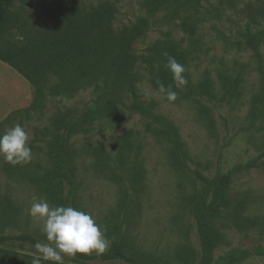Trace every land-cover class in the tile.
I'll return each mask as SVG.
<instances>
[{
	"label": "rangeland",
	"instance_id": "1",
	"mask_svg": "<svg viewBox=\"0 0 264 264\" xmlns=\"http://www.w3.org/2000/svg\"><path fill=\"white\" fill-rule=\"evenodd\" d=\"M103 1L117 9L115 29L147 19V32L134 45L141 74L137 100L171 122L180 143L147 129L144 118L130 109L132 98L117 107L122 117L114 123L84 125L91 89L71 98L55 96L49 88L54 76L36 69L43 60L40 50L50 41V27L65 21L73 7ZM154 3L158 8L152 10ZM263 3L15 0L0 32V51L20 69L34 72V79H47V87L42 108L26 111L35 93L31 85V100L8 111L19 96L21 81L0 62V134L16 124L23 126L33 157L15 167L0 157V237L12 238L0 242V264H32L35 244L47 242L41 222L29 215L34 196L54 206L67 199L90 213L111 244L117 242L138 264H202L194 209L204 185L196 173L224 177L226 183L223 211L228 215L209 222L220 241L210 264H264V41L258 60L243 38L261 28L257 13ZM161 41H172L186 54L188 87L181 88L172 103L161 100L151 85L156 67L150 51ZM3 109L8 112L2 117ZM71 115L74 119L62 132V120ZM58 133H63L67 180L49 156V143ZM21 235L35 243L15 239ZM94 255L99 254H88ZM63 264L125 263L77 262L65 256Z\"/></svg>",
	"mask_w": 264,
	"mask_h": 264
},
{
	"label": "trees",
	"instance_id": "2",
	"mask_svg": "<svg viewBox=\"0 0 264 264\" xmlns=\"http://www.w3.org/2000/svg\"><path fill=\"white\" fill-rule=\"evenodd\" d=\"M14 1L0 0V32L5 29L6 12L14 4ZM175 1L179 3V0ZM152 6L153 8H151ZM152 6L148 7V10L158 8L156 3ZM71 11L73 12L69 17L65 16V18L68 17L65 21H58L59 25L55 24L54 27H50V41L40 50L43 60L36 69L41 72V75L50 72L51 76H54L52 81L54 84L49 87L52 94L71 98L79 90L90 88L93 98L85 112L87 122L84 125L86 126H91L94 122H103L105 125L114 123L122 117V113L117 107L125 106V100L132 98L130 109L144 118L147 129L153 131L157 137L174 139L179 142L177 130L171 122L155 114L151 106H145L137 100L136 83L141 79V74L139 57L134 51V45L145 36L148 28L147 19L137 18L134 23L115 29L114 20L117 9L107 1L84 9L73 7ZM257 15L258 21L261 22V28H258L254 34L250 31L246 32L243 38L248 48L253 50L257 59L260 60L259 47L264 41V3L258 9ZM150 52L156 67L151 78L153 89L159 95L158 87L160 83H163L166 87L172 85L173 91L180 92L181 88L175 87L172 73L165 67L167 63L165 53L175 57L185 67V52L172 41L157 42ZM10 58V55L0 51V61L15 69L35 90L32 103L26 111L42 108L47 79L42 80L41 77L34 79V72L20 69ZM186 73L185 71L184 75L187 79ZM187 87L186 85L183 88ZM207 87V84L202 86L205 93ZM224 88L226 89L225 86ZM72 118L71 115L62 120L64 127L62 132L68 129ZM62 136L63 133L61 135L58 133L55 140L49 143V156L54 168L59 171V176L67 180ZM196 175L204 187L202 200L194 209V219L200 239L202 264H210L212 251L220 241L219 236L210 229L209 222L228 215L223 211V190L226 183H224V177L217 176L210 179L198 173ZM57 186L60 185L57 184ZM62 205L72 206L67 199L63 201ZM10 239L12 238L0 237V242ZM15 239L35 243L32 238L26 235L18 236ZM94 259H100L102 262L120 261L125 264H138L135 258L126 255L120 249L117 242H113L108 251L102 254L94 256L77 254L75 256L77 262ZM233 260L230 259L235 262Z\"/></svg>",
	"mask_w": 264,
	"mask_h": 264
},
{
	"label": "clouds",
	"instance_id": "3",
	"mask_svg": "<svg viewBox=\"0 0 264 264\" xmlns=\"http://www.w3.org/2000/svg\"><path fill=\"white\" fill-rule=\"evenodd\" d=\"M167 57L165 67L172 73L173 82L177 89L183 88L188 81L184 75L186 69L175 57ZM158 93L161 100L169 103L177 100V92L172 85L159 84ZM30 137L20 124L7 129L0 134V157L15 167L26 165L32 160ZM29 215L38 219L46 235L47 242L35 244L36 253L32 264H42L43 261L53 264H63L65 256L74 258L77 254H102L108 250L111 241L106 230L96 223L90 213L72 206L50 205L43 197H33Z\"/></svg>",
	"mask_w": 264,
	"mask_h": 264
},
{
	"label": "crops",
	"instance_id": "4",
	"mask_svg": "<svg viewBox=\"0 0 264 264\" xmlns=\"http://www.w3.org/2000/svg\"><path fill=\"white\" fill-rule=\"evenodd\" d=\"M2 62V61H0ZM4 63V62H2ZM5 65L11 67L10 65H8L7 63H4ZM7 68V67H6ZM12 68V67H11ZM9 69V68H7ZM10 70V69H9ZM12 70L15 72H12ZM11 73H13L14 75H16V77L18 79H20L21 81V86H20V91H19V96L17 97L16 99V102L14 105H11L12 107L8 110V111H11L13 109H16V108H19V107H22L23 104H25L26 102L30 101L31 100V97H32V91H33V88L31 86V84L21 75L19 74L15 69L12 68ZM17 73V74H16ZM26 81V82H24ZM30 99V100H29ZM3 113H2V117L5 116V114L8 112L7 109H3L2 110ZM1 117V118H2Z\"/></svg>",
	"mask_w": 264,
	"mask_h": 264
}]
</instances>
